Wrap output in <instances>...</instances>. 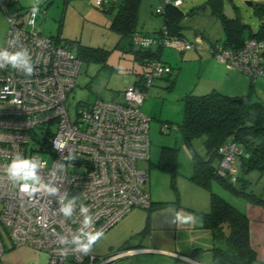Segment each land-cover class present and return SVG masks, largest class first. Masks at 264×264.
<instances>
[{"label":"built area","instance_id":"obj_1","mask_svg":"<svg viewBox=\"0 0 264 264\" xmlns=\"http://www.w3.org/2000/svg\"><path fill=\"white\" fill-rule=\"evenodd\" d=\"M91 1L102 9L112 0ZM16 4L17 0H0L8 22L0 53L23 54L33 71L31 76L25 75L23 64L13 68L0 58L4 65L0 68V105L4 106L0 108V258L7 251L26 247L43 253L46 264H109L116 256L95 263L90 253L76 249L88 242L87 234L100 231L105 235L131 210L151 205L145 190L147 173L138 168L140 161L149 160L150 151V120L140 111L145 94L133 85L122 91L118 101L79 105L72 122L66 101L82 63L62 36L41 34L32 8L10 12ZM181 4L175 1V6ZM161 10L158 6L156 11ZM152 43L151 39L134 38L137 48ZM156 43L179 53L193 48L167 31ZM211 48L227 69L264 77V40L248 39L239 50ZM170 73L165 63L148 62L142 76L144 91ZM37 133L41 140L32 147ZM54 141L63 145L62 151ZM241 153L234 142L220 146L218 174L229 175L234 182ZM24 160L35 165L32 182L23 180L22 173L8 174L11 163ZM25 183L35 191L22 192L20 186ZM68 204L71 215L65 216L61 209Z\"/></svg>","mask_w":264,"mask_h":264},{"label":"rangeland","instance_id":"obj_2","mask_svg":"<svg viewBox=\"0 0 264 264\" xmlns=\"http://www.w3.org/2000/svg\"><path fill=\"white\" fill-rule=\"evenodd\" d=\"M207 1L209 0H183L181 10L186 14L196 7L203 6ZM247 1L252 5H247L245 0H226L231 5L233 12L236 7L235 13L242 24L257 32L261 19L264 17L255 16V5L264 4V0ZM157 6V0H141L135 26L137 31L153 41V50L158 48L157 40H155L156 32L163 24L161 16L156 14ZM24 8H32L36 12L35 25L42 35L54 37L61 33V36L72 45L75 56H77V50L83 47L90 48L94 52L95 59L85 58L82 60L76 78V86L66 101V110L72 122L75 120V113L79 105H91L96 100L118 101L122 97V91L132 87L137 81L138 75L142 72L141 66L135 61L134 55L127 51L126 40L121 39L117 33L110 29L115 12H102L92 4L91 0H30ZM17 9H19L18 6L12 7L10 12ZM180 24L183 26L182 34L186 43L191 44L193 48L180 54L172 47H163L160 60L172 68L171 74L156 80L153 86L143 91L145 99L140 106V111L150 120V151L149 160L140 161L138 168L147 173L145 190L149 193L151 201L165 203V205L162 209L153 208L150 211L139 209L131 214L136 223L142 226V231L133 235L137 238L142 236L147 238L150 234L149 227H152L150 222L153 223L157 218L161 222H169L167 226L174 227L176 220L177 223L181 222L185 218V214L191 213V209L192 211L194 208L200 209L204 204L207 205V211L210 209L209 192L196 187L189 180L192 174L191 153L187 145L184 144L179 126L183 121L185 96L211 92L206 86V82L217 80L218 65L210 62L223 65L215 59L210 44L203 38L201 39L198 33L201 32L208 36L210 41L217 44V47L223 44L225 37L220 22L210 14L209 8L186 16ZM7 29L6 15L0 10V47L4 45ZM248 36L249 30L246 29L244 37ZM103 59L104 61H101ZM247 80V87L242 88L244 92L241 93L250 97L249 99L253 102H257V98L264 101V90L256 86V89L252 88L250 91V80ZM3 107L0 105V108ZM163 128H166L165 132L162 131ZM40 140L41 135L37 133L32 147L37 146V141ZM204 140V137H199L192 141L194 150L201 156L205 154ZM163 147L178 149L174 177L156 168ZM47 160L51 163L52 158L48 156ZM236 167L238 170L235 176L237 182H232L231 176H228L227 183L234 188H239L242 182H246L244 192L249 194L252 192L264 197V172L241 170L238 158ZM32 180L29 179L27 182H32ZM211 192L236 209L238 208L235 205L247 202L217 182L212 183ZM152 218L153 221H151ZM159 225L156 223L155 227H159ZM119 227L114 226L107 236L97 241L92 247L91 253L96 256L102 255L106 242L116 246L124 245L126 241H130L132 233L129 234L126 230L119 232ZM182 227L179 226L178 233L182 232ZM146 230L147 234L143 235ZM184 232L186 231H183L182 235ZM11 253L18 254V257L21 258L19 260L24 264L27 260H34L37 255H40L39 258H41L43 254L26 247H18L12 249L10 253L5 252L2 256L3 259L0 258V264H5L3 262L5 255ZM135 259L134 257H125L114 264H131Z\"/></svg>","mask_w":264,"mask_h":264},{"label":"trees","instance_id":"obj_3","mask_svg":"<svg viewBox=\"0 0 264 264\" xmlns=\"http://www.w3.org/2000/svg\"><path fill=\"white\" fill-rule=\"evenodd\" d=\"M157 1L162 10L156 11V14L161 16L163 24L156 32L157 38L155 40L160 39L167 31L169 36L186 42L182 34L183 26L180 22L186 16L207 8L210 9V14L222 23L225 37L224 48L239 50L248 39L264 40V19H261L258 31L254 32L242 24L235 13L237 9L234 7L236 19L228 21L223 16L226 0H209L203 6L196 7L186 14L181 10L182 4L175 6L177 0ZM180 1L183 3V0ZM140 3L141 0H112L99 10L115 12L110 29L117 33L121 39L126 40L127 51L134 55L135 61L141 66L142 72L138 75L134 86L142 88L141 90L144 91L142 76L146 64L152 60L161 61L163 46L159 45L156 50H153L152 46L147 48L135 46V37L140 36L149 39L137 31L135 27ZM255 7V16L264 17V4H258ZM246 29L249 30L248 37H244ZM55 37H61V33ZM64 41L67 42L65 39ZM67 44L70 45L71 49L73 48L70 43L67 42ZM76 53V57L81 63L85 58L95 59L94 52L90 48H79ZM249 98L248 96L242 97L244 102L238 104L235 100L240 98L228 97L215 91L204 95L188 94L184 98L183 121L179 130L184 144L187 145L191 153L192 174L189 180L196 187L209 192L210 203V209L206 213L189 211L200 217L203 228L210 231L212 235L213 264H254L256 261L255 252L249 243L248 218L243 212L211 192L212 183L217 182L247 202L264 207V197L252 192L250 194L244 192L246 182H242L239 188H234L226 181L229 175L220 176L218 174L220 163L218 149L226 142H234L242 150V153L237 157L241 170L264 172V105L260 102H253ZM199 137L205 138V154L203 156L199 155L192 146V141ZM177 151V148L163 147L156 168L174 177L176 175ZM235 182H237V178ZM164 205L165 203H153L151 201L150 207L146 210L162 209ZM145 234H147V230L143 233V235ZM84 264H88V261Z\"/></svg>","mask_w":264,"mask_h":264},{"label":"crops","instance_id":"obj_4","mask_svg":"<svg viewBox=\"0 0 264 264\" xmlns=\"http://www.w3.org/2000/svg\"><path fill=\"white\" fill-rule=\"evenodd\" d=\"M29 1L30 0H17V5H15L14 8L16 6L24 8ZM217 20L220 22L223 32L222 23L218 18ZM198 34L201 36V39L203 38L206 40L211 47L217 45L210 41V38L205 34L201 32ZM221 46L223 47V44L220 45V47ZM210 63L218 65L217 80L208 81V83L206 82V86L211 92L215 91L228 97L241 99L242 97H245L241 92H244L242 88L244 89L247 87V79L250 80V91L252 88L253 90L256 89V86H258L259 89L264 90V77L252 78L248 75L246 76L244 73L229 70L225 65L221 64L222 66H220V64H216L213 61ZM238 75L242 76L239 77ZM257 100V102L264 105V101L260 98H257ZM235 206L248 218L249 243L256 255V261L254 264H264V207L249 202H240ZM138 210L139 209L131 210L116 225L118 227L120 225L119 232L126 230L129 234L132 233L131 239H129L130 241H126L124 245L116 246L113 243L106 242L104 244L105 251L99 256L93 255L90 251V255L96 258L95 263L98 262L97 260L99 258L107 259L116 256L111 262H109V264H114L116 261L125 257L136 258L131 264H213L211 253L213 245L212 235L210 231L203 228L202 221L198 215L192 212L185 214V218L182 219L181 222L177 223L176 220L174 227L167 226L169 223L167 221L161 222L158 218L153 221L152 218L151 221H153V223L150 222L152 227H149L150 234L147 238L143 236L137 238L133 237V235L140 233L142 231V226L136 223L135 218L131 217V214ZM207 210V205L204 204L200 209L194 208L193 211L197 213H206L208 212ZM156 223L161 225L155 227ZM179 226H183L182 232L186 231L184 232V235H182V232L178 233ZM111 230H109L103 237L107 236ZM10 251H7V253H10ZM18 256V254L14 253L7 254L4 257L3 262H5V264H24L19 260L21 258ZM39 257L40 255H37L34 260H27L26 264H46L47 257L44 254L41 255V258ZM68 263L73 264L71 262Z\"/></svg>","mask_w":264,"mask_h":264},{"label":"clouds","instance_id":"obj_5","mask_svg":"<svg viewBox=\"0 0 264 264\" xmlns=\"http://www.w3.org/2000/svg\"><path fill=\"white\" fill-rule=\"evenodd\" d=\"M0 58L6 59L13 68L17 67L19 64H23L24 66V71H25V75L31 76L32 75V68L28 62L27 59L24 58L23 54L21 53H17L14 55L9 56L6 52L5 53H0ZM4 65L0 64V68H2ZM54 146L57 148V150H61L63 149V145H57V143L54 141ZM22 173L21 178L25 181L29 180V179H34L35 178V165L32 164L30 161L28 160H24V161H19V162H13L9 165V175L10 176H20ZM20 190L22 192L25 193H29L31 194L33 191H35V189H33V187L28 184L25 183L23 185L20 186ZM51 191H55V190H51ZM61 211L63 212V214L65 216H70L71 215V204H68L66 206H64ZM82 212H87V208L86 207H82L81 208ZM89 220L88 217H86L85 222L87 223ZM103 233L100 231H95L93 233H89L87 234V243L86 244H82L79 245L77 247V251L83 253V254H88L91 250L93 245H95L97 243V241H99L102 237H103ZM77 240L79 238H76Z\"/></svg>","mask_w":264,"mask_h":264},{"label":"water","instance_id":"obj_6","mask_svg":"<svg viewBox=\"0 0 264 264\" xmlns=\"http://www.w3.org/2000/svg\"><path fill=\"white\" fill-rule=\"evenodd\" d=\"M246 1V4L251 6L252 3L251 2H248L247 0ZM223 16L226 18V20L228 21H233L235 20V15H234V12H233V9L231 7V5L228 3V2H225L224 4V8H223ZM236 103L238 104H242L244 102L243 99H237L235 100Z\"/></svg>","mask_w":264,"mask_h":264}]
</instances>
